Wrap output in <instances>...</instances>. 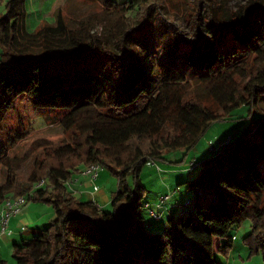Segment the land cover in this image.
Wrapping results in <instances>:
<instances>
[{
  "label": "trees",
  "instance_id": "trees-1",
  "mask_svg": "<svg viewBox=\"0 0 264 264\" xmlns=\"http://www.w3.org/2000/svg\"><path fill=\"white\" fill-rule=\"evenodd\" d=\"M26 1L7 0L0 16V131L6 114L25 99L37 108L65 112L54 130L59 135L74 131L76 138L55 148L30 177L24 191L29 200L51 201L56 218L32 240L13 244L16 261L222 264L217 255L229 258L232 230L246 219L253 228L244 239L249 257L264 261V117L237 137H219L226 141L209 146L216 152L210 158L192 161L190 170L199 171L186 184L195 197L187 202L188 211L167 218L163 232L148 230L144 211L158 221L163 215L153 216L143 203L147 191L140 177L150 161L193 148L234 108L250 105L264 112V0H248L235 9L222 0H195L193 35L171 21L173 29L158 36L154 54L139 48L132 33L153 31L150 13L158 11L157 0H99L125 21L113 27L112 35H85L82 27L68 25L61 10L56 24L30 32ZM41 133L18 130L0 140V207L19 195L21 164L47 149L35 143ZM143 139H150L147 149L137 143ZM34 143L36 152L30 148ZM66 155L75 160L67 164ZM95 163L118 175L114 211L79 200L65 184ZM42 180L45 186L36 188Z\"/></svg>",
  "mask_w": 264,
  "mask_h": 264
},
{
  "label": "rangeland",
  "instance_id": "rangeland-1",
  "mask_svg": "<svg viewBox=\"0 0 264 264\" xmlns=\"http://www.w3.org/2000/svg\"><path fill=\"white\" fill-rule=\"evenodd\" d=\"M122 1L124 0H117L119 3ZM157 1L160 4L158 11L152 10L150 13L152 20L150 24L153 25V31H148L143 35L138 31H133L132 33L133 41L138 40L134 41V43L139 48L145 46L146 50L152 54L159 51V47H157L159 40L158 36L160 37L162 32L165 33V31L173 29V25L170 23L171 21L175 22V26L179 27L187 35H193L194 32L191 12L195 0ZM247 1L248 0H222L227 7L232 9L237 8L239 4H244ZM6 3L7 0H0V16L5 13ZM60 10L68 25L73 28L82 27L85 35H88L89 31L101 35L104 33L112 35V29L115 25L118 23H121L123 26L125 25V21L121 17V12L103 6L99 0H27L26 25L28 31H36L44 23L56 24L57 14ZM127 16L135 17V19L141 18V15L135 12H129L127 13ZM116 34H122V31H117L115 32V35ZM115 35L111 36V40H114L115 38L116 43ZM140 35L142 36L141 38ZM135 36L138 38H135ZM115 43L114 41L111 42V44ZM113 48L120 51V48L116 45ZM161 55V53L155 54V58L159 61ZM102 61H105V59ZM192 76L196 77L194 73H192ZM260 105L264 109V95L261 97ZM64 115L65 112L63 111L37 108L25 99H19L16 106L6 114L0 131V140L2 142H5L10 135H13L18 130H24L26 132L42 131L41 135H38L41 138H38L35 143L41 142L48 145L47 149L34 153L32 158L21 164L18 170L15 194H22L27 186L31 184V182H29L30 177L39 162L42 160H48L51 152L54 153V149L58 146L65 142L71 144L74 142V139L76 138V133L74 131L59 135L56 134L54 130L55 125ZM262 117H264V112L259 111L250 105L238 106L234 108L226 118L211 124L193 148H181L170 151L165 153V160H157L152 164L148 163L144 165L140 173L141 181L147 191L143 203H151V209L158 213L160 209L157 205L161 201L162 195H171L174 191L177 194L173 197L175 203L181 204L182 207L180 208L188 211L190 208L187 205V202L193 200L195 194L188 188L186 182L193 179L199 170L190 171L191 178L187 181H182L180 184L179 182L177 184L176 179L172 177L167 181H163L162 177L166 176V173H164L165 171H162L166 168L184 169L188 167V161L194 159V156L199 154L204 148L207 149L210 146V142L216 143L221 135L224 137L229 135L237 137L245 127H249L254 120ZM35 143L30 147L34 152L38 149ZM137 143L144 149H147L150 145V139H143ZM214 154H216V152L212 155ZM64 157L67 164H70L75 160V158L70 155ZM82 166L83 165H80L79 167ZM160 168L162 171L159 170ZM100 174L97 185L102 189L100 192L103 193L102 195H105L107 200L105 203L102 199L99 200L102 205L105 204L106 211H114L111 200L118 191V175L114 169H111L108 166H105ZM128 181L132 183L131 176L128 177ZM76 183L77 182L74 183V186ZM170 185H172V188H170ZM81 189L82 191L85 190L83 188ZM27 193L28 191L23 194ZM74 196L81 201H91L86 198L82 199L80 194ZM165 202L168 203V200ZM262 203L264 204V199ZM24 212L26 213L27 220H20L19 227L21 228L22 225H25L26 229L22 230L18 228L16 231H18L19 236L16 239L6 236L0 240V261L4 260L5 264H19L13 257V244L15 242L21 243L22 241L32 240L35 236L42 233L56 218V211L51 201L36 199L29 200V203L23 209V213ZM181 213L179 212L178 214ZM144 214L146 220L147 218L153 220L150 225L147 224L148 230L152 232L165 231V228L168 226V214L164 213L163 218L159 221L154 220L147 211H144ZM252 230L251 219H246L240 226L232 230V234L234 235L233 247L235 248L233 257L227 259L226 257L217 255L222 264H264L261 256H253L252 258L248 257L250 254L249 247L245 244L244 239ZM240 253L243 257L239 256ZM245 254L248 256L246 255V257Z\"/></svg>",
  "mask_w": 264,
  "mask_h": 264
},
{
  "label": "crops",
  "instance_id": "crops-1",
  "mask_svg": "<svg viewBox=\"0 0 264 264\" xmlns=\"http://www.w3.org/2000/svg\"><path fill=\"white\" fill-rule=\"evenodd\" d=\"M221 136H223V135H221ZM212 154H213V151H212V149H210V147H208L207 149L204 148L201 152H199V154L194 156V159H191L188 162L190 164L193 160H197V161L198 160H205L207 158H210L212 156ZM188 169H189V166L184 168V169L183 168L182 169L166 168L165 170L162 171V169L160 168L159 170L162 171V172L165 171L164 173H166V176L162 177L163 181H167L168 179H170L172 177V178L176 179L177 184H178V182L180 184L182 181H187V180H189L191 178V176H190L191 175L190 174L191 170L190 169L188 170ZM77 173L79 174V172H77ZM78 174L75 173L72 176L73 178L76 179L75 182H77V183H76L75 186H74V183H73V186H72L73 190L69 189V191L72 192L74 195H79L80 194L82 199H84V198L89 199V200L97 203L102 209L106 210L105 204H103L104 205V207H103V205L101 204V201L99 200V199H102L104 201V203L107 200L105 195H102L103 193L100 192V191H102V189L99 188L98 191H94V186L97 185L101 174L99 175L98 179L96 181H94V182H92V181H90V180H88V179H86V178H84V177H82V176H80ZM81 188H83L85 190L82 191ZM170 188H172V185H170ZM174 195L176 196L177 194L173 191V193L170 195V199L168 200V203H164L162 206H160L159 203H158L157 207L160 209V211L158 213H162V215H164V213H166V214H168V217H169L172 214H177L179 212L181 213V212L184 211L183 208H180V207H182L181 204L177 203L178 204L177 205L175 203V201L173 199V197H175ZM146 203H148V202H146ZM148 204H149V207L151 208L152 204L151 203H148ZM25 214H26L25 212L24 213L22 212L21 214L13 216L10 219L9 224H8V229H9L8 232H10V233H8V232L7 233H1V225H0V240H2L6 236L9 237V238L13 237V239H16L19 236V233L16 230L18 228H20L19 227L20 226L19 225L20 220L21 221L27 220V217H26ZM146 221H147V224L150 225L153 220L151 218H147ZM234 249L235 248L233 247V250L231 251L229 259H231V257H233ZM0 251H1V249H0ZM246 255L247 254H245V256ZM239 256L243 257V255H241V253H240Z\"/></svg>",
  "mask_w": 264,
  "mask_h": 264
},
{
  "label": "built area",
  "instance_id": "built-area-1",
  "mask_svg": "<svg viewBox=\"0 0 264 264\" xmlns=\"http://www.w3.org/2000/svg\"><path fill=\"white\" fill-rule=\"evenodd\" d=\"M226 140H219L217 141V144L220 146L222 145ZM210 146L213 147V142H210ZM154 162L150 161L149 164H152ZM193 162H191L189 164V169H192ZM103 166L100 163H95L92 165H87L84 166L83 168L80 169L79 174L80 176L94 182L98 179L100 172L103 170ZM75 178L71 177L70 179H68L66 181V185L68 187V189H72L73 190V183H75ZM45 186V181L42 180L40 182H38L35 187L36 188H42ZM99 190V186L95 185L94 186V191H98ZM170 195L165 194L162 195L161 197V201L159 202V205L162 206L164 203H166L165 201L169 200ZM29 203V195L27 194H19L16 196H10L9 198H7L3 205L0 207V225H1V233H7L8 230V224L10 219L13 216H16L18 214H21L23 212L24 207ZM146 207H149V204L146 205ZM151 214L153 216H156L157 218L161 217L160 213H157L155 210H150ZM22 230L26 229L25 225L21 226ZM10 233V232H8Z\"/></svg>",
  "mask_w": 264,
  "mask_h": 264
}]
</instances>
